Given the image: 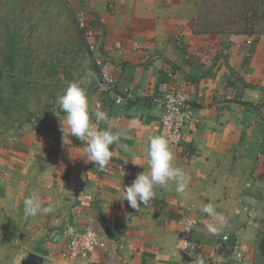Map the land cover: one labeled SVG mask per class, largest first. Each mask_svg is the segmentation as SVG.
Here are the masks:
<instances>
[{"label":"crops","instance_id":"0c3cea01","mask_svg":"<svg viewBox=\"0 0 264 264\" xmlns=\"http://www.w3.org/2000/svg\"><path fill=\"white\" fill-rule=\"evenodd\" d=\"M81 3L94 24L95 75L0 171L3 245L44 264L248 261L264 223V35L199 33L193 0ZM100 63L116 91L99 87ZM172 89L187 94L193 115L180 147L157 137L155 99ZM116 92L132 95L124 111ZM188 215L202 219L204 249L185 255L176 242ZM91 219L107 247L73 258L63 230Z\"/></svg>","mask_w":264,"mask_h":264},{"label":"rangeland","instance_id":"374dc122","mask_svg":"<svg viewBox=\"0 0 264 264\" xmlns=\"http://www.w3.org/2000/svg\"><path fill=\"white\" fill-rule=\"evenodd\" d=\"M225 1L232 7L247 0ZM193 3L194 26L215 32L210 23L225 15L217 12L215 0ZM81 5V0H0V171L23 144L54 127L94 78L97 65L77 25ZM8 218L0 211V264H20L26 248L3 245ZM242 264H264V223Z\"/></svg>","mask_w":264,"mask_h":264},{"label":"built area","instance_id":"2783aa9c","mask_svg":"<svg viewBox=\"0 0 264 264\" xmlns=\"http://www.w3.org/2000/svg\"><path fill=\"white\" fill-rule=\"evenodd\" d=\"M77 25L93 51L91 38L94 24L90 19V10L84 5L77 13ZM251 42L252 40H249V43ZM100 64L99 87L104 91H116V82L109 72L108 64ZM129 98H132L129 92H116L115 101L122 111L125 110V103ZM155 100L162 108L157 137L168 147L182 146L185 140V128L193 119L188 107L187 94L181 90L172 89L159 95ZM201 222L202 219L198 215H188L181 220L176 248L182 254H195L204 249V244L195 236ZM63 236L66 241L65 252L73 258H86L97 249L107 247L104 231L95 226L93 219L80 228L66 227L63 230ZM227 238L224 236V239Z\"/></svg>","mask_w":264,"mask_h":264},{"label":"trees","instance_id":"16d2710c","mask_svg":"<svg viewBox=\"0 0 264 264\" xmlns=\"http://www.w3.org/2000/svg\"><path fill=\"white\" fill-rule=\"evenodd\" d=\"M224 1L215 0L217 12L223 11V14H225L223 17H216L215 24L210 23L215 25V32L242 33L249 37L264 35V0H247L245 4L240 2L239 5H233L232 7H229ZM220 3L226 5V7L220 8ZM194 27L199 33L210 32L206 27H202L204 30Z\"/></svg>","mask_w":264,"mask_h":264},{"label":"water","instance_id":"95a60500","mask_svg":"<svg viewBox=\"0 0 264 264\" xmlns=\"http://www.w3.org/2000/svg\"><path fill=\"white\" fill-rule=\"evenodd\" d=\"M20 264H44V257L35 253H29L21 260Z\"/></svg>","mask_w":264,"mask_h":264}]
</instances>
